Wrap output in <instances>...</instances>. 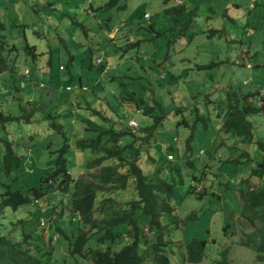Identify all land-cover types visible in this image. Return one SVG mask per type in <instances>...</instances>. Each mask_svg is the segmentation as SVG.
Masks as SVG:
<instances>
[{
    "label": "rangeland",
    "instance_id": "1",
    "mask_svg": "<svg viewBox=\"0 0 264 264\" xmlns=\"http://www.w3.org/2000/svg\"><path fill=\"white\" fill-rule=\"evenodd\" d=\"M107 1L92 0L91 4L95 8L94 18L86 14L92 13L87 0H53L55 10L47 11L50 13L48 18L51 19L47 23L44 19L45 13L38 14V11L32 10L29 1L20 0L24 14L17 13L4 19L7 23V36L18 48L24 46V34L28 44L34 45L42 52L48 51L51 45V66L47 65L49 75L43 80L54 87L48 89V93L46 89H40L41 101L37 100L39 90L34 88L35 99L42 107L37 103V111L30 123L21 121L10 123L4 128L0 126V140L10 141L15 152L22 156L23 162L30 158L31 167L35 171L30 175L25 173L14 180L17 172H12L7 177L0 169V194L8 188H21L25 193L28 187L37 184L40 176L53 170L56 153L51 151L62 143V136L49 127L50 118L47 114L55 116V120L63 125V131L73 140L78 133L83 132L82 129L86 126L84 119L105 125L88 108L100 111L115 123L123 121L133 126L134 120L138 126L151 124L152 119L138 113L134 105L120 104L117 99L131 92L147 96V101L153 96L164 113L163 126L159 129L158 137L164 141H173L179 156L178 160H174V155H169L167 159L173 162V165L184 162V169L180 171L183 184L177 187L179 202L174 216H178L180 220L186 219L192 212L196 215V219L188 220L178 231L174 228L175 224L171 222L170 215L163 219L168 225L167 232L170 233V237H166L171 241L164 250L167 253L172 249L177 250L176 247L196 238L206 241V244L202 261L195 264H218L222 258L220 253L225 249H228V264H264V254L263 260L259 261L255 252L238 244L243 233L250 232L251 227L248 221L242 218L240 210L243 201L237 192L241 179L250 178L253 188L264 182L249 176L256 164L262 161V152L256 144L245 146L240 143L238 137H226L219 127L226 116V89L229 86L236 87L243 93L255 94V97L251 98L252 103L260 108L261 112L248 116L247 120L251 123L253 142L264 140V0L255 3V0H186L184 10L181 15L175 16L178 20L175 22L163 9L167 0H127L128 9L97 8ZM145 11L151 15L150 19H143ZM130 12L132 18L129 20ZM61 13L63 16H60ZM7 16L5 14L2 18ZM73 19L89 28L90 39L97 37L99 46H102V50L107 54L110 72L99 76L98 79L96 68L88 67L89 56L92 53L95 55L96 49L94 50L90 39L85 37L82 28L72 23ZM56 23V34L49 32L46 38H38L33 33L35 31L45 34L51 31L50 27ZM99 23L104 29L111 25L120 28L122 32H125L124 28L122 29L124 24L128 29L133 28L134 30L129 31H132L136 41L143 39L139 49L132 47L127 48L125 52L115 51V45L107 42L106 34L99 33ZM150 24L154 31L147 29ZM139 26L141 28H138ZM212 29L221 30L222 36L211 35ZM158 32L160 34H157ZM90 48L93 51L90 52ZM70 53L76 55L71 64L68 59ZM122 53L124 56L120 59ZM20 60L16 64L19 70L23 66ZM211 63L213 65L210 68L199 70V66ZM29 65L31 73H38V66L33 61L29 62ZM60 65L65 67L63 71L59 70ZM43 66L45 67V63ZM143 67L147 71H144ZM70 73L72 80H69ZM79 75L82 76L83 84H87L88 91L79 86ZM111 76L115 78L112 79ZM49 78L51 83H48ZM1 80L7 89L0 91L1 111L20 114L18 105L9 100V91L13 96L20 95L22 107L26 110L29 111L35 106L27 101L28 98L22 89L16 93L11 88L10 71L4 72ZM96 81L99 83H95ZM15 83L18 85V79ZM66 85H70L72 90L66 91ZM50 90L53 91L52 94ZM107 102L118 114L112 112ZM156 113H159L157 108ZM197 115L207 117V120L195 121ZM184 120L187 125L183 123ZM190 134L192 150L186 153L184 143ZM162 143L160 141V146ZM28 149L31 150L30 154L27 153ZM202 150L205 153H200ZM242 150H246L249 159L239 157ZM209 154L213 156L211 159ZM162 155L165 157V152ZM187 155L195 160L196 167L193 172L185 166ZM155 157L159 158L156 153ZM93 158L88 151L72 146L71 157L68 158L70 171H75L78 167L81 176L86 177L84 164ZM235 159L236 161L232 162ZM193 175L201 181L192 179L191 182ZM175 180L178 183L177 175ZM188 181L194 185L196 192L205 191V194L199 198L193 194L185 195ZM131 186L130 180L129 187ZM129 191L130 188L122 195L113 197L122 204L130 198ZM67 193L66 189L58 191L21 206L16 211L4 208L0 216V233L21 236L22 229L25 231L30 225L38 224L34 231L31 230L32 241H37V245L41 247L40 253L48 252L51 246L47 243V238L54 234L55 228L42 226L41 220L47 221L48 214L53 210L52 219L56 213L61 214L63 221L59 222V226L69 230L67 220L70 219V200ZM18 220H22L24 224H19ZM67 233L69 234V231ZM46 256L45 254L41 258L42 264L46 263ZM67 256L69 255L65 252L60 253L59 264H63V261L65 264H76L74 258ZM170 259L174 261L178 258L170 256ZM147 264H151V261Z\"/></svg>",
    "mask_w": 264,
    "mask_h": 264
},
{
    "label": "trees",
    "instance_id": "2",
    "mask_svg": "<svg viewBox=\"0 0 264 264\" xmlns=\"http://www.w3.org/2000/svg\"><path fill=\"white\" fill-rule=\"evenodd\" d=\"M125 3L126 0H108L99 9L119 10L124 8ZM183 10L184 7L174 6L166 11L175 22L177 20L175 16L181 15ZM4 19L0 17V91L7 90L6 85L2 83L1 75L10 71L11 88L18 93L21 90L22 79L25 80L22 76L23 71L30 67L29 62L33 61L34 63L38 57L34 46L29 45L25 39L22 48H18L10 41L7 36V23ZM147 29L154 31L152 24L148 25ZM211 35L221 37L222 31L212 29ZM122 39L126 42L125 46L119 48L122 52H125L127 48H138L143 40L127 43V37L119 35L117 41L120 42ZM111 41L107 38L109 44L116 46V43ZM99 45L100 42H96L94 50L96 49L97 53L90 54L88 62V67H95L98 71L97 79L107 73V71L104 73V70L106 66L108 67L106 59L101 64L95 62L99 53L103 51V47ZM97 46L99 47L97 48ZM75 56L73 53L68 55L69 63L75 59ZM19 60L23 62L20 70L16 67ZM50 60L51 55L48 59L49 66H51ZM212 65L213 63L199 66V70L210 68ZM64 68L62 65L59 66L60 71H63ZM143 70L147 71L144 67ZM16 78L18 85L15 83ZM72 78L70 73L69 80ZM110 78L114 79L115 76ZM81 81L82 77L79 75V86L82 89L88 88L87 84H81ZM48 83H51L50 78ZM48 92L46 89V93ZM257 93L259 92L257 91ZM8 94L11 96L9 100L18 105L20 114L14 115L0 110V126L4 128L10 123L21 121L26 124L30 123L38 106H33L28 111L22 107V99L19 94L13 96L10 91ZM224 95L227 104L226 116L219 127L224 131L226 137H238L240 143L245 146L256 144L262 152L263 159L251 170L249 176L262 181L264 180V140L253 142L251 123L247 120L248 116L261 112L260 108L252 103L251 98L255 97V94L252 92L243 93L238 88L229 86ZM146 98L147 96L131 92L128 95L126 93L124 96H120L117 100L120 104L134 105L138 113L152 119L151 124L145 126L137 124L132 127L123 121L115 123L103 116L100 111L88 108L105 125L84 119L86 126L83 127V132L78 133L73 140L63 131V125L55 120V116L47 114L50 118L49 127L62 136V143L51 151V153H56L53 170L40 176L37 184L28 187L25 193L21 188L14 190L8 188L0 194V216L4 208L16 211L21 206L66 189L70 200V219L67 220L69 230L59 226V222L63 221L61 214L56 213V216L53 217L55 220H53L51 215L54 213L53 210L50 211L47 221L45 220L43 225H49L50 228L54 226L55 230L54 234L47 238L51 249H48L46 253H40L41 247L37 245V241H32L31 230L34 231L38 224L30 225L25 231L22 229L21 236L0 233V264H42L41 258L45 254L47 255L45 264H49V262L59 264V254L64 252L69 255L68 258H74L76 264H79V261L81 264H146L150 258L153 264H175L176 260L182 264L186 262L195 264L202 261L206 241L196 238L190 239L187 244L176 247L178 251L172 249L167 253L164 250L171 241L166 237H170V233L167 232L168 225L163 222V219L170 215L171 222L175 224L174 228L178 231L188 220L196 219V215L192 212L186 219L180 220L178 216H174L179 202L177 187L183 184L180 171L184 169V162L173 165V162L167 159L169 155H174V160H178L177 148L173 141H164L158 137L159 129L163 126V109L155 97L150 96L148 101ZM107 104L113 113L118 114L109 102ZM40 106L42 107L41 103ZM156 108L159 113H156ZM178 109L181 110L180 107ZM195 110L197 111V108ZM197 120L205 121L207 117L197 115L195 121ZM183 123L187 125L185 120ZM191 139L192 134L185 140L186 153L192 150ZM160 141L163 142L161 146ZM0 142L2 173L9 177L12 172H17L15 180L25 173L30 175L35 172L34 169L32 173L25 171V162H23L22 156L15 152L10 141L1 139ZM72 146L82 151H88L94 157L84 164L86 177L81 176L78 167L75 168V171H70L68 158L71 157ZM164 152L165 157L162 155ZM155 153L159 158L155 157ZM208 157L211 159L213 156L209 154ZM239 157L249 159L246 150H242ZM186 158L185 166H188V170L193 172L196 167L195 160L191 159L189 155ZM235 161L236 159L232 160V162ZM205 165L208 166L206 161ZM167 173L170 175L168 176ZM176 175L178 183L175 180ZM192 179L200 180L194 175L191 182ZM130 180L132 181L131 187H129ZM190 181L186 185L185 195L193 194L199 198L205 194V191L196 192ZM129 188L130 198L122 204L113 197V195H122ZM237 192L243 201L240 213L251 227L250 232L243 233L238 244L255 252L257 260L261 261L263 260L262 254H264V182L259 187L253 188L250 185V178L241 179L237 185ZM18 223L24 224L22 220H18ZM1 227L2 225H0ZM54 235L57 237L53 245ZM169 253H173L178 259L171 261ZM227 253L228 249L220 253L222 258L218 264H228ZM62 263L65 264V261Z\"/></svg>",
    "mask_w": 264,
    "mask_h": 264
},
{
    "label": "crops",
    "instance_id": "3",
    "mask_svg": "<svg viewBox=\"0 0 264 264\" xmlns=\"http://www.w3.org/2000/svg\"><path fill=\"white\" fill-rule=\"evenodd\" d=\"M27 1H29L30 2V4L32 5V10L33 11H38V14L41 12V14L43 15V13H45L44 14V19H45V21L48 23L49 22V20H51L50 18H48V15H50V13H47V11H52V10H55V6H53V0H36L35 2L33 1L32 2V0H27ZM88 2H89V8L91 9V11H92V13L90 14V13H86L87 14V16H90V17H94L95 16V14H94V10H95V8L93 7V5L91 4V2H92V0H87ZM168 2V4L166 3V5L163 7V9H164V11L167 13V11L166 10H168V9H170V8H172V7H174V6H179V7H185V2H186V0H167ZM176 1H178L179 2V4L180 5H178L177 3H176ZM252 1V0H251ZM258 0H255L254 1V3L255 2H257ZM126 2H127V0H126ZM250 3L248 4V6H249V8H250ZM237 8H239V6L238 5H235ZM33 7H35V8H33ZM101 7V6H100ZM127 8L128 9V7H129V4L127 5L126 3H125V6H124V8ZM97 8H99V7H97ZM23 11V6H21V2H20V0H7V1H4V0H0V17H2V16H4L5 14L6 15H8L7 17H4V18H9V17H11V16H14L15 14H17V13H19V14H24V11ZM83 11H85V9H83ZM145 14H149L148 12H144L143 13V15H142V17H143V19H150L151 18V15H149V17L148 18H145L144 17V15ZM132 14H131V12L129 13V20L132 18V16H131ZM60 16H63V14L61 13V15ZM4 18H2V19H4ZM61 18V17H60ZM71 18V17H70ZM95 18V17H94ZM72 19V18H71ZM58 21H60V20H58ZM72 23L73 24H75V25H78V26H82L81 28H82V30H83V33H84V35H85V37L89 40L90 39V37H91V35H90V30H89V28H87L84 24H81V23H79V21H77V19H73L72 20ZM79 24H81V25H79ZM25 25V24H24ZM25 26H27V25H25ZM99 28H100V32L99 33H101L102 35H103V33L104 34H106V36H107V38H109V39H111L112 41V43H116V46H115V51H117V50H119V51H122V50H120L119 48H121V47H123L125 44H126V42L125 41H123V40H121L120 42L118 41L117 42V38L119 37V35H121V36H124V37H127V43L128 42H132V41H135L136 40V38H135V36L132 34V31H129L130 29H133V28H126V25L124 24L123 26H122V29L124 28V30H125V32L123 33L122 32V30L120 29V28H118V27H115V26H111V25H107L106 26V29H104L102 26H101V24L99 23ZM50 30L51 31H47V33H45V34H43V32L42 33H40V32H35V31H33V33L38 37V38H46L47 37V35H48V33L49 32H51V33H54V34H56V32L58 31V24L56 23V24H53L51 27H50ZM134 30V29H133ZM94 36V35H93ZM98 36H100V35H98ZM96 38L97 37H93V38H91L89 41H91V43H92V46L95 48L96 47V42H99L98 40H96ZM24 39L26 40V41H28V39L26 38V35L24 34ZM99 39V38H98ZM126 40V39H125ZM32 46H34V45H32ZM99 46H97V48H98ZM140 46H138V48H139ZM34 48H35V50H36V55H37V59H36V61H34V64L35 65H37L38 66V73H36V74H33V73H31V70H30V67L27 69V70H25V71H23V77H24V79H26V80H23L22 79V82H21V89L25 92V94H26V96H27V101H30L31 103H34V104H36V103H40L39 101H41L40 100V98H41V88H43V89H50V88H52V84H47V82L46 81H44L43 80V78L44 77H47L48 76V70H47V65L49 66V63H48V59H49V57H50V54H49V50H50V48H51V45H49V47H48V51H44V52H42V51H40L39 49H37V47H35L34 46ZM91 51H93V49L92 48H90V52ZM46 52V53H45ZM93 54V53H92ZM97 56V55H96ZM124 55H123V53L122 54H120V59H122V57H123ZM106 58H107V54H106ZM105 58V59H106ZM106 61H107V59H106ZM137 61H138V59H137ZM9 63L11 64V61H9ZM44 63H45V67L43 66L44 65ZM46 63H48V64H46ZM107 64H108V62H107ZM110 66H109V64H108V71H107V73L108 72H110V68H109ZM9 71V70H8ZM26 75L29 77L28 79L26 78ZM82 77V76H81ZM24 81V82H23ZM43 84V86L41 87L39 84ZM83 82L81 81V84H82ZM47 85V86H46ZM67 86V85H66ZM65 86V87H66ZM34 88H36V90H39V92H38V98H37V100H39V101H37L35 98H36V95L33 93L34 92ZM51 91V90H50ZM51 92H53V91H51ZM50 92V93H51ZM40 93V94H39ZM25 100V99H24ZM24 100H23V102H24ZM13 104H15V103H13ZM37 105V104H36Z\"/></svg>",
    "mask_w": 264,
    "mask_h": 264
},
{
    "label": "clouds",
    "instance_id": "4",
    "mask_svg": "<svg viewBox=\"0 0 264 264\" xmlns=\"http://www.w3.org/2000/svg\"><path fill=\"white\" fill-rule=\"evenodd\" d=\"M176 3H177L178 5H180L178 1H176ZM148 15H149V14H148ZM105 58H106V55H105ZM95 61H96V60H95ZM106 67H107V66H106ZM249 67H250V66H249ZM107 68H108V67H107ZM106 71H108V69H107ZM26 78L28 79L29 77L26 75ZM25 80H26V79H25ZM23 82H24V81H23ZM20 85H21V84H20ZM39 85H40L41 87L43 86V84H41V83H40ZM20 87H21V86H20ZM68 87L70 88V90H72V87H70V86H66V87H65V90H66V91H70V90H67ZM82 90L88 91V88H87V87H84ZM36 104H37V103H36ZM36 104H35V106H38V105H36ZM33 105H34V104H33ZM133 122L137 125V123H136L134 120H133ZM201 152H203V150L200 151V153H201ZM27 153L30 154V153H31V150L28 149V150H27ZM203 153H204V152H203ZM169 157H170V156H169ZM31 166H32V160H30V158H29V159H27V161H25V171H26V172H29V171L26 170L27 167H29V168L31 169V171H30L29 173H32V172H33V168H32ZM53 206H54V205H53ZM69 216H70V215H69ZM41 225L43 226V220H41ZM47 226L50 228L49 225H47ZM56 237H57L56 235L53 236V242H52V244H54V242H55V240H56ZM124 240H126V238H124ZM49 245H50V244H49ZM50 246H51V245H50ZM169 255H170V256H174L173 253H172V254L169 253ZM175 258H176V256H175ZM150 261H151V259H150ZM146 264H147V262H146ZM151 264H153L152 261H151ZM175 264H181V263H180V261L176 260V263H175Z\"/></svg>",
    "mask_w": 264,
    "mask_h": 264
},
{
    "label": "built area",
    "instance_id": "5",
    "mask_svg": "<svg viewBox=\"0 0 264 264\" xmlns=\"http://www.w3.org/2000/svg\"><path fill=\"white\" fill-rule=\"evenodd\" d=\"M144 17H145V18H148L149 15H148V14H145ZM104 60H105V52H104V51H101V52L99 53V56L96 58V61H95V62H96L97 64H101V63H103ZM107 69H108V68L105 67L104 73H105V71H106ZM67 90H70V88L68 87ZM135 126H136V124L133 122V126H132V127H135ZM26 170L29 171V172L31 171V169H30L29 167H27Z\"/></svg>",
    "mask_w": 264,
    "mask_h": 264
}]
</instances>
